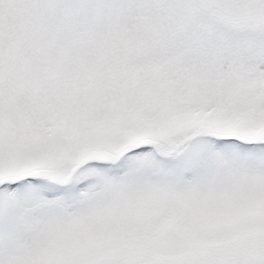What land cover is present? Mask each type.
I'll use <instances>...</instances> for the list:
<instances>
[{"label": "snow or ice", "instance_id": "snow-or-ice-1", "mask_svg": "<svg viewBox=\"0 0 264 264\" xmlns=\"http://www.w3.org/2000/svg\"><path fill=\"white\" fill-rule=\"evenodd\" d=\"M0 264H264V0H0Z\"/></svg>", "mask_w": 264, "mask_h": 264}]
</instances>
